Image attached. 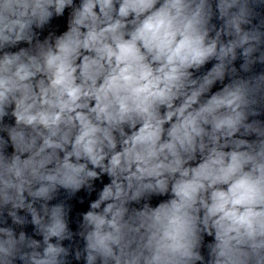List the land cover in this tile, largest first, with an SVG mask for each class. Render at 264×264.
I'll use <instances>...</instances> for the list:
<instances>
[{"label": "clouds", "instance_id": "1", "mask_svg": "<svg viewBox=\"0 0 264 264\" xmlns=\"http://www.w3.org/2000/svg\"><path fill=\"white\" fill-rule=\"evenodd\" d=\"M0 264H264V0H0Z\"/></svg>", "mask_w": 264, "mask_h": 264}]
</instances>
